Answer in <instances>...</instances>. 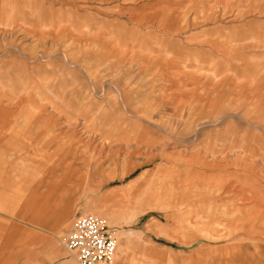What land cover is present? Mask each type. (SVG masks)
<instances>
[{"label":"rangeland","instance_id":"rangeland-1","mask_svg":"<svg viewBox=\"0 0 264 264\" xmlns=\"http://www.w3.org/2000/svg\"><path fill=\"white\" fill-rule=\"evenodd\" d=\"M0 80L38 109L4 123L14 199L55 175V209L76 200L29 223L4 192L0 264H79L83 212L118 264H264V0H0ZM67 155L82 174L52 169Z\"/></svg>","mask_w":264,"mask_h":264},{"label":"crops","instance_id":"crops-1","mask_svg":"<svg viewBox=\"0 0 264 264\" xmlns=\"http://www.w3.org/2000/svg\"><path fill=\"white\" fill-rule=\"evenodd\" d=\"M37 33L39 35L42 34L40 32ZM10 65H11L10 63L6 64L7 67H10ZM7 77L10 78L11 76H7ZM0 83H1L0 85V206H3L2 196L4 192H7V194H10V196L13 199V202L11 199L10 210L16 212L18 217H21L23 220L26 219L27 222L31 223L35 221V217L37 213L40 214L37 215L38 217L41 216L42 214H45L43 215V217H45L47 214L50 213V216L48 218L50 219L56 218L59 221H61L60 224L63 223V225H65L72 219L74 215L76 200L74 201L72 200L73 198H71L70 201L68 200L65 203V205L62 207V210L57 211L55 209L56 204L60 201L58 198V194L56 193V189L57 187H59V185L62 184L61 179H58L57 176L53 175L51 177V181L47 183V188H46L47 190L43 191L42 193L39 192L36 193L34 180L33 178L29 177V175H27L26 176L27 178L25 179L27 180V184H28V186L26 187L27 189L26 197L23 198V201L21 203H18L17 200L14 199V197L17 198L18 195L22 193L21 191L24 190V188L19 186V182L18 183L11 182V180H15V178L17 177L13 178L12 175H10L4 178V174H3L4 159L2 158V153H3L2 150L4 148L9 149L17 146V142L20 141V130L16 129L17 126L14 128L13 127L10 128V125H4V123L6 121H9L11 119L9 117L12 116V114L14 113L16 114L27 113L30 112L31 109H37V108H36V103L32 101H28L31 99V97H26V95L22 93L13 97L14 92L16 90H19L18 87L15 86V84L13 83L8 84L5 81L3 82L2 80H0ZM4 83H7L8 86L4 87ZM3 87L7 89H4ZM10 92H13V94H11ZM67 159H69L68 155L64 158L63 161H60L61 159H58V161H52L50 166H52V169L54 170L60 168L61 170H63V172L69 173L70 175H74V177L78 173L82 174V166L77 165V160L75 159L73 162L72 160L69 161ZM54 170L52 172H54ZM139 178H135L131 180L126 186L123 187V194L120 193L119 195H124L126 192L133 189L139 183L138 182ZM75 184L76 183H74V185H71L70 187L75 188L76 187ZM76 185L80 189V193H79V197H80L81 186H79L78 183ZM28 239H29L28 241H30L31 238L28 237ZM56 243L57 240L52 241L53 245H56Z\"/></svg>","mask_w":264,"mask_h":264},{"label":"built area","instance_id":"built-area-1","mask_svg":"<svg viewBox=\"0 0 264 264\" xmlns=\"http://www.w3.org/2000/svg\"><path fill=\"white\" fill-rule=\"evenodd\" d=\"M63 243L79 264H118V243L113 230L91 212L76 218Z\"/></svg>","mask_w":264,"mask_h":264},{"label":"bare ground","instance_id":"bare-ground-1","mask_svg":"<svg viewBox=\"0 0 264 264\" xmlns=\"http://www.w3.org/2000/svg\"><path fill=\"white\" fill-rule=\"evenodd\" d=\"M261 197V196H260ZM84 213H86V212H84ZM63 241V239H61V242Z\"/></svg>","mask_w":264,"mask_h":264}]
</instances>
